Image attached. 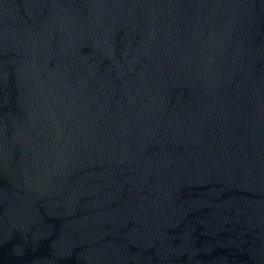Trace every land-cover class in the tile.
<instances>
[{
    "label": "water",
    "instance_id": "1",
    "mask_svg": "<svg viewBox=\"0 0 264 264\" xmlns=\"http://www.w3.org/2000/svg\"><path fill=\"white\" fill-rule=\"evenodd\" d=\"M0 264H264V0H0Z\"/></svg>",
    "mask_w": 264,
    "mask_h": 264
}]
</instances>
